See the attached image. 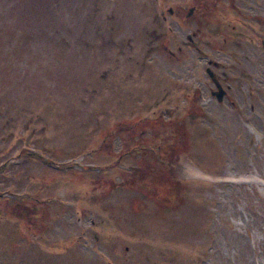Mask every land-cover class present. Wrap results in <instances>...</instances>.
Segmentation results:
<instances>
[{"label": "rangeland", "instance_id": "obj_1", "mask_svg": "<svg viewBox=\"0 0 264 264\" xmlns=\"http://www.w3.org/2000/svg\"><path fill=\"white\" fill-rule=\"evenodd\" d=\"M198 3L0 0V264H264V0Z\"/></svg>", "mask_w": 264, "mask_h": 264}, {"label": "trees", "instance_id": "obj_2", "mask_svg": "<svg viewBox=\"0 0 264 264\" xmlns=\"http://www.w3.org/2000/svg\"><path fill=\"white\" fill-rule=\"evenodd\" d=\"M197 1L199 3H205V2L210 1V0H197ZM218 1L219 0H212V2L214 4H216ZM199 5H196L197 8ZM195 12H196V9H195ZM156 127H159V128L161 127L160 129L162 132L157 131L155 137L161 138L165 142V144H164L165 147L164 146L160 147L159 145H160V143H162V140H157L158 144L155 146V150H157V151L154 150L152 152L154 160H158L156 163L157 164V171H152V172L155 174H158L161 171L165 173V159H166L167 155L169 153H171V149L166 148V145L168 144V140L175 138L177 143L181 144L182 142H181V139H179L180 132H181V129H180L181 126L174 125L172 123V121H170V122H165L163 124L157 123ZM159 136H161V137H159ZM169 161L170 160L168 159V162ZM151 177H152L151 180L141 182L143 184V186H142L143 191L142 192L148 193L149 195H151V197H153L154 199L159 201L161 204H165V199H168V201L172 202L176 196L173 193L170 196H167L170 189H168V186L165 185V182H166L165 178L158 179L159 177L155 176V175L151 176Z\"/></svg>", "mask_w": 264, "mask_h": 264}, {"label": "bare ground", "instance_id": "obj_3", "mask_svg": "<svg viewBox=\"0 0 264 264\" xmlns=\"http://www.w3.org/2000/svg\"><path fill=\"white\" fill-rule=\"evenodd\" d=\"M187 175H195V176H200V177H203V178H206V179H209V177L205 174H202L201 172H199L198 170H195L193 168H190L186 171ZM157 176L160 178L161 176H164L165 177V173L164 172H159L157 174ZM163 179V178H162ZM238 180H243V181H258V182H261V179H256V178H246V179H243V178H238Z\"/></svg>", "mask_w": 264, "mask_h": 264}, {"label": "water", "instance_id": "obj_4", "mask_svg": "<svg viewBox=\"0 0 264 264\" xmlns=\"http://www.w3.org/2000/svg\"><path fill=\"white\" fill-rule=\"evenodd\" d=\"M207 72L210 75L211 79L215 82V84H216V86H217V88L219 90V92L218 91L217 92H213V94L215 93L217 95V98L220 100L221 96H222V90H220L221 87H220L219 83L213 78V73L209 69H207Z\"/></svg>", "mask_w": 264, "mask_h": 264}, {"label": "flooded vegetation", "instance_id": "obj_5", "mask_svg": "<svg viewBox=\"0 0 264 264\" xmlns=\"http://www.w3.org/2000/svg\"><path fill=\"white\" fill-rule=\"evenodd\" d=\"M195 9H196V8H195ZM195 9H194V11H195ZM194 11H193V12H194ZM189 14H192L190 9H189V11L186 13V15L188 16ZM213 76L215 77L216 80L220 81V78L218 77V75H215V74L213 73ZM1 167H2V165L0 166V168H1ZM2 205H3V203H1V207H2Z\"/></svg>", "mask_w": 264, "mask_h": 264}]
</instances>
